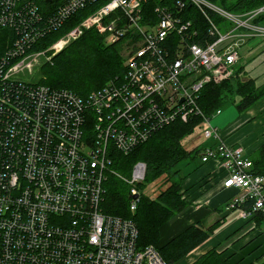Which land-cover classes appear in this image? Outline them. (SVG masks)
Wrapping results in <instances>:
<instances>
[{
  "label": "built area",
  "instance_id": "2783aa9c",
  "mask_svg": "<svg viewBox=\"0 0 264 264\" xmlns=\"http://www.w3.org/2000/svg\"><path fill=\"white\" fill-rule=\"evenodd\" d=\"M98 1L62 0L46 15L35 0H0V26L19 29L0 56V82L18 87L25 81L30 98L29 107L18 109L17 127L11 128L10 169H0V243H6L0 264H166L152 245L136 248L132 220L100 208L109 153L127 154L156 128L201 114L197 100L203 86L232 75L242 62L238 47L245 38L264 39V24L252 21L264 13V4L233 13L207 0H155L151 9L144 7L148 0H107L44 50L29 48L44 36L46 24L52 32ZM185 1L207 22L204 35L179 13ZM89 28L103 34L106 43L121 39V76L91 91L87 99L35 83L38 77L29 75L39 59L51 60ZM22 68L28 77L17 74ZM214 113L202 115V138L217 143L201 146L200 161L219 163L224 172L220 186L236 191L229 208L252 199L249 209L239 210L250 219L264 212V175L252 172V161L241 147L221 140L210 124ZM114 174L132 185L133 211L138 201L133 184L144 179V163H136L128 178Z\"/></svg>",
  "mask_w": 264,
  "mask_h": 264
},
{
  "label": "trees",
  "instance_id": "16d2710c",
  "mask_svg": "<svg viewBox=\"0 0 264 264\" xmlns=\"http://www.w3.org/2000/svg\"><path fill=\"white\" fill-rule=\"evenodd\" d=\"M35 1L40 11L46 15L62 2V0ZM106 1L99 0L77 10L52 32H48L49 27L46 24L44 36L29 48L31 50L45 49ZM167 1L175 0H165ZM208 1L233 13L248 12L264 4V0ZM154 3L155 0H148L144 7L151 9ZM171 9L175 10L176 7ZM179 13L192 21L197 33L205 34L207 22L189 1H185ZM252 21L255 24H264V13L259 14ZM17 31L19 29L15 30L11 26H0V56L11 44V39L18 35ZM121 52V39L106 43L103 34L93 28L85 29L77 39L68 43L51 60H43L34 69V73L40 72L34 82L52 88L72 90L80 96L86 95L115 76H121L125 71ZM244 62L236 66L229 78L218 82L211 81L203 86L197 100L202 114H192L186 121L176 119L156 128L127 154L115 149L111 152L110 168L107 169L103 181L104 193L100 208L106 214L132 220L137 229L136 248L141 249L146 245H152L166 264L178 262L194 247L206 240L213 230L214 225L203 228L196 223L159 245L160 227L186 206L180 192L183 176L179 174L178 169H174V166L182 159L192 160L199 157L203 149L201 146L205 145L201 140H187L186 136L196 126L203 128L202 115L210 116L227 104H233L237 112L242 113L264 96V81L258 84L256 77L240 78L242 73L248 72L244 69ZM27 84L24 81L22 85L14 87L0 82V95L3 97L0 99V169L5 173L12 164V155H8L13 152L11 145L15 141L11 128L15 125L17 127L18 114L21 112L18 109H26V106L30 105ZM199 134L202 137V130ZM248 158L252 161V172L264 175V142ZM136 161L144 162L146 169L144 179L133 184L138 192V201L136 208L131 212L129 189L132 185L114 172L128 178ZM148 184L152 185V194L144 193L141 187L139 188V185ZM233 191L235 194L236 191ZM231 199L232 197L229 201ZM251 203L252 199H249L231 209H249ZM5 213L1 212L2 215H6ZM246 220H253L254 226H264V212L257 211ZM224 252L214 247L210 248L190 264H227L228 256H224ZM249 264H264V259Z\"/></svg>",
  "mask_w": 264,
  "mask_h": 264
},
{
  "label": "crops",
  "instance_id": "0c3cea01",
  "mask_svg": "<svg viewBox=\"0 0 264 264\" xmlns=\"http://www.w3.org/2000/svg\"><path fill=\"white\" fill-rule=\"evenodd\" d=\"M259 115L264 118V96L242 112L244 121L220 134L221 140L230 146L241 147L243 153L251 155L264 142L262 138H245L236 133ZM209 140L204 144H216ZM191 166L183 171L181 197L186 206L160 227L159 245L182 232L190 225L199 223L203 228L214 225L210 235L201 244L175 264H190L210 248L222 250L228 256L227 264H249L264 259V226H254V221L241 217L239 210L228 206L234 196L233 189L220 186L224 172L214 160L200 163L199 157L190 160Z\"/></svg>",
  "mask_w": 264,
  "mask_h": 264
},
{
  "label": "rangeland",
  "instance_id": "374dc122",
  "mask_svg": "<svg viewBox=\"0 0 264 264\" xmlns=\"http://www.w3.org/2000/svg\"><path fill=\"white\" fill-rule=\"evenodd\" d=\"M234 26H235V23H230V28ZM217 27L220 28V23H217ZM82 32L78 34L75 37V39H77L82 34ZM73 40H70L69 43ZM233 40H236V39H233ZM238 52L241 56V61L242 62L245 61L244 69L248 71L247 73H242L240 75V78L246 79L248 77H256V82L258 84L263 82L264 81V39H260L259 37L245 38V42L238 47ZM45 55L49 57L50 55H53V54L51 53L49 54V51H46ZM53 56H51V58ZM43 60H44V57L42 59L41 58L39 59L40 62H42ZM26 62L28 61L25 60V63ZM23 69L25 68H22L21 70H19L17 74L19 75L23 74V77H28V74H26ZM33 74H34V77L36 78L39 76L40 72L34 73V70L32 68V72L29 76H33ZM220 110L221 112L219 114L214 113L210 119V124L218 129L219 134L223 133L224 131H227L228 133L232 127L239 126L245 119L244 116H241L242 113L237 112L233 104H227L223 107H220ZM204 125L205 124L202 121V126ZM201 130H202L201 126L194 127L193 131L186 136V139L187 140H190V139L201 140L202 142H205V143L209 142V140L208 141L204 140L201 137V135L199 134ZM263 133H264V118L262 115H259L256 120L250 121L247 124H245L243 127H241V129H239L236 134L240 137L259 139V138H262ZM190 166H191L190 159H182L178 163L175 164L174 169H178L179 174L182 175L183 171L189 168ZM139 188L142 189L144 193L147 192L149 194H152L151 184L144 185V186L139 185Z\"/></svg>",
  "mask_w": 264,
  "mask_h": 264
},
{
  "label": "bare ground",
  "instance_id": "6f19581e",
  "mask_svg": "<svg viewBox=\"0 0 264 264\" xmlns=\"http://www.w3.org/2000/svg\"><path fill=\"white\" fill-rule=\"evenodd\" d=\"M208 1V0H207ZM210 2V1H209ZM115 82L116 83H119V85H122L123 84V80L121 79V78H116V80H115ZM49 88H52V87H49ZM96 90V89H95ZM93 91V90H92ZM91 92V91H90ZM89 92V93H90ZM89 93H87L86 95H83V98L84 99H87V97H88V95H89ZM0 97H1V99L3 98L1 95H0ZM122 105H123V100H121V101H119L117 104H116V109H115V111H117L118 109H120L121 107H122ZM202 114V113H201ZM87 130L88 131H90V132H93L94 130H95V127H89V128H87ZM138 145V144H137ZM111 152H112V150H111ZM9 156H11L12 155V153H9L8 154ZM109 155H110V159H111V153H109ZM138 162H142V161H136L134 164H133V166L136 164V163H138ZM142 163H144V162H142ZM144 165H145V163H144ZM109 166H110V164H109ZM132 166V167H133ZM145 169H146V166H145ZM106 176V175H105ZM7 181H9V177L6 179V182ZM22 185H24L25 187H28V185H27V183L22 179V183H21ZM129 198H130V194H129ZM130 210V209H129ZM131 211V210H130ZM134 211V210H133ZM133 211H131V212H133ZM120 217V216H119ZM6 246V243L5 242H1L0 243V251L1 250H3V248Z\"/></svg>",
  "mask_w": 264,
  "mask_h": 264
},
{
  "label": "water",
  "instance_id": "95a60500",
  "mask_svg": "<svg viewBox=\"0 0 264 264\" xmlns=\"http://www.w3.org/2000/svg\"><path fill=\"white\" fill-rule=\"evenodd\" d=\"M47 1H51V0H47ZM135 197V196H134Z\"/></svg>",
  "mask_w": 264,
  "mask_h": 264
}]
</instances>
